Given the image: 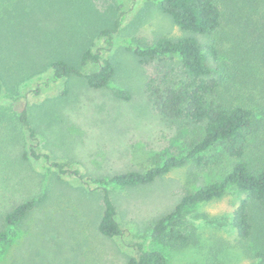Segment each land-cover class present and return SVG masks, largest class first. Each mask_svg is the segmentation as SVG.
<instances>
[{
  "label": "rangeland",
  "instance_id": "374dc122",
  "mask_svg": "<svg viewBox=\"0 0 264 264\" xmlns=\"http://www.w3.org/2000/svg\"><path fill=\"white\" fill-rule=\"evenodd\" d=\"M115 21L119 28L107 52L97 34ZM162 35L207 42L181 30L156 0H0V230L15 205L39 200L18 225L0 264H126L137 243L162 250L169 264H254L232 226L198 224L196 242L183 249L150 238L149 227L174 208L181 188L196 190L219 177L226 163L214 159L201 166L188 161L146 185L110 187L123 236L98 232L103 191L88 186L87 178L143 171L154 160L185 156L198 136L196 126L166 120L154 110L145 93L152 67L126 49ZM94 43L114 64L111 87L128 90L129 99L113 96L107 87L90 88L79 76L37 88L50 76L53 60L81 67L82 53ZM218 43L230 52L226 37ZM81 69L88 73L97 64ZM23 109L33 139L19 120ZM30 147L52 161L68 162L71 170L59 174L42 157L24 158ZM239 198L229 192L186 213L230 215Z\"/></svg>",
  "mask_w": 264,
  "mask_h": 264
},
{
  "label": "trees",
  "instance_id": "16d2710c",
  "mask_svg": "<svg viewBox=\"0 0 264 264\" xmlns=\"http://www.w3.org/2000/svg\"><path fill=\"white\" fill-rule=\"evenodd\" d=\"M156 1L181 30L204 36L207 42L201 45L190 35L176 38L162 35L143 46L128 43L126 49L140 63L152 67L145 93L154 110L166 120L196 126L198 136L189 141L185 156L154 160L143 171L87 178L88 186L103 191L98 232L108 238L123 236L110 187L146 185L188 161L201 166L205 159H214L226 163L219 177L196 190L181 188L174 208L149 227L150 238L183 249L196 242L198 224L221 229L232 226L243 254L254 264H264V0ZM118 28L115 21L98 32L97 40L107 44L105 51L110 52ZM225 37L230 52L223 51V44L218 43V39L223 42ZM95 44L82 53L80 66L97 64V69L84 73L81 67L56 59L49 64L50 76L38 81L37 88L79 76L90 88L107 87L113 96L129 99L128 90L111 87L114 64L109 53L102 54ZM66 92L64 88L61 94ZM19 120L30 138H35L26 109L21 111ZM23 157H42L59 174L71 170L68 162L52 161L47 153L41 156L32 147ZM229 192L240 197L230 215L186 213L193 205L219 199ZM38 201L32 198L21 202L5 214L4 227L0 230V255ZM133 247L135 251L128 256L126 264H169L162 250L145 249L140 243Z\"/></svg>",
  "mask_w": 264,
  "mask_h": 264
}]
</instances>
